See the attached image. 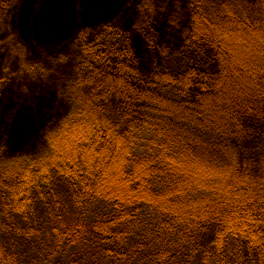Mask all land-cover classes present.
<instances>
[{"label":"trees","instance_id":"1","mask_svg":"<svg viewBox=\"0 0 264 264\" xmlns=\"http://www.w3.org/2000/svg\"><path fill=\"white\" fill-rule=\"evenodd\" d=\"M21 1L0 0L5 51ZM158 3L82 29L69 110L33 152L0 147V264H264V0H190L176 48Z\"/></svg>","mask_w":264,"mask_h":264},{"label":"rangeland","instance_id":"2","mask_svg":"<svg viewBox=\"0 0 264 264\" xmlns=\"http://www.w3.org/2000/svg\"><path fill=\"white\" fill-rule=\"evenodd\" d=\"M63 1L22 0L4 26L7 33L2 39L8 43L6 51L0 49V76L6 77L7 87L0 98V147L11 153L33 152L41 133L56 126L69 110L64 91L82 29L95 30L100 23L113 21L129 29L134 23L143 24V0H67L68 6ZM92 1L106 2L104 9ZM189 1L159 0L169 16L160 24L159 41H168L169 36L172 47H178L181 33L167 35L166 25L175 17L176 26L187 29ZM244 39L232 40L241 41L246 54L251 45ZM135 44L138 60L148 72L158 59L156 49L137 34Z\"/></svg>","mask_w":264,"mask_h":264}]
</instances>
